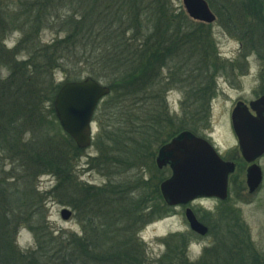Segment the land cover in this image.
<instances>
[{"label":"trees","instance_id":"16d2710c","mask_svg":"<svg viewBox=\"0 0 264 264\" xmlns=\"http://www.w3.org/2000/svg\"><path fill=\"white\" fill-rule=\"evenodd\" d=\"M178 22L185 27L178 26ZM194 27L198 30L193 31ZM46 28L55 29L56 37L39 48L34 41L39 31ZM201 28H205L204 24L191 21L183 12L175 14L166 0H0V32L16 30L22 35L13 50L0 45V60L4 59L9 69L7 79L0 80V154L7 153L20 169V173L16 172V167L5 172L0 167V264H151L144 257L136 234L170 209L160 195L159 181L151 185L149 195H139L130 208L124 210L120 207L122 203L112 197L117 194L109 189L113 186L94 188L77 183L73 161L82 150L57 122L52 121L56 123L52 138L43 136L37 143L35 136L28 140L21 138L24 117L19 115L25 110V118L30 123L38 122V127L42 128L39 111L45 101L50 102L49 112L54 115L52 100L61 83L47 87V81L43 82L53 70L64 73L63 82L91 76L106 81L110 87V94L98 109L114 100L130 102L136 116V119L132 116L133 129L145 135L149 145L151 139L173 121L163 99V92L170 83L162 75L165 60L174 53L175 45L187 47L179 50L185 53L186 59L196 56L199 50L192 52L188 47L195 43L193 37L207 38ZM198 42L209 43L208 40ZM22 50L28 51V57L19 60ZM201 91L209 95L215 88L208 84ZM122 95L136 98L129 100L121 98ZM31 107L33 111L28 110ZM34 111L37 113L33 114ZM126 111L120 113L125 122ZM201 113L200 119L205 117V111ZM94 120L99 132L93 143L100 145L98 138L105 129L96 115ZM106 141L112 142L111 147L121 145L120 139L111 136H107ZM147 149L138 157L124 147L123 159L128 165L132 164L136 159L146 158ZM97 150L103 152L99 147ZM46 173L55 176L56 187L63 191L60 198L82 214L80 236L65 230H50L44 220L33 223L17 206L36 176ZM149 180L138 176L136 181L149 184ZM19 181H25L21 197L12 188ZM69 184L70 188H76L77 184L82 187L79 188L83 195L81 200L72 197ZM87 197L95 198L91 203ZM22 226L34 236V246L29 250H21L15 243V234ZM177 235L181 239L182 236ZM169 244L167 242L166 254L175 255L171 264H184V246L175 254ZM249 246L247 243V255L251 257L247 264H258L260 258ZM164 258L165 255L162 260ZM162 260L156 264H161Z\"/></svg>","mask_w":264,"mask_h":264},{"label":"rangeland","instance_id":"374dc122","mask_svg":"<svg viewBox=\"0 0 264 264\" xmlns=\"http://www.w3.org/2000/svg\"><path fill=\"white\" fill-rule=\"evenodd\" d=\"M208 1L216 19L210 24H204L205 28L200 30L206 34L207 38H203L201 35L197 38L193 37L192 40L196 41L188 49L192 52L199 50L198 54L186 59L185 53H181L179 50L187 47L175 45L176 50L165 60L166 66L162 69V75L170 80L163 92V99L165 109L173 120L172 123L161 134L153 137L147 145V137L144 139L145 135L133 129L132 116L135 119L136 116L133 115L131 103L126 100H119L120 102L114 100L110 104L101 106L100 109L98 106L93 115V120L96 115L105 129L98 138L100 145L94 144L99 132L97 121L94 120L90 145L81 149V153L74 158L73 174L77 183L94 188L113 186L109 189L117 194L112 197L122 203L120 207L124 210L129 209L131 202L136 200L139 195H149L152 189L151 185L156 181L160 183V180L170 175L169 168L156 166L155 157L158 149L171 136L187 130L194 131L197 135H204L206 138L209 137L206 135H210L211 141L219 148L224 157L233 156V152L236 154L238 151L234 145L236 138L233 136L231 126V111L237 101L247 104L250 100L264 94V0ZM166 2L175 14L183 12L187 16L182 0H166ZM177 25L185 27L180 22ZM195 27L194 30H189L197 31L198 29ZM1 36L3 38L0 45L7 50H13L22 35L19 31L9 30L6 33L5 31L4 33L0 32ZM55 37L56 30L46 28L39 31L34 42L40 48V45L52 41ZM198 39L208 40L209 43L201 44ZM199 43L200 46H197ZM177 50L179 53H176ZM18 56L19 60L26 58L28 51L22 50ZM4 62V59L0 60L1 81L6 80L9 74V69ZM64 78V73L53 70L46 79L43 78V82L46 80L45 83L49 87L52 83H62ZM100 82L107 84L104 80H100ZM208 84L211 88H215L213 94L208 95V93L200 92L202 87H206ZM135 95L126 97L122 95L121 98L133 100L136 98ZM150 96L152 97L153 94ZM105 98L102 102L106 100ZM18 102L20 101L18 100ZM50 105V102L45 101L42 104L43 107L40 106L42 128L38 127V122L33 120L30 123L25 118L27 115L25 110L19 115V117H24V128L23 131H20L21 138L28 140L35 136L37 143L41 138L43 139V136L52 138L56 126V123L52 121L57 122V120L49 112ZM33 109L34 107H31L28 110L33 111ZM117 109H120L119 113ZM125 109L129 112L127 113ZM124 111H126L124 113L127 117L126 122L124 116L120 115ZM204 111L205 117L200 119L201 112ZM36 113L34 111L33 114ZM192 125L194 126L191 127ZM110 131L111 134H109ZM170 134L173 135L169 136ZM107 136H111L112 139H120L121 145L111 147L112 142L107 143ZM126 136L132 139L128 140ZM96 146L103 152H98ZM124 147L138 157L144 149L148 148L146 150L148 154L146 158L136 159L134 160L135 164L128 165V162L123 159L122 149ZM236 157L239 166L230 177L227 199L219 204L218 200L214 198L197 199L190 205L196 216L208 226L207 234L201 236L189 229L184 217V206L169 207L170 209L165 215L153 219L136 234L141 240L144 257L147 261L156 264L165 255L161 264H171L175 255L173 253L166 254L167 242H169L175 254L182 249L181 246H184V264H247L251 259L247 255L248 243L250 250L260 258L258 264H264V181L261 189L253 195H248L247 186L244 183L245 171L243 167L245 164L238 154ZM16 164V161L7 153L1 152V171L2 169L5 172L10 171L16 167V172L20 173ZM257 164L262 168L264 175V156L257 161ZM138 176L149 178L151 182L150 180L149 184L137 182ZM23 182L25 181L16 182L12 187L18 191L17 194L20 197L24 195L25 183ZM78 184L76 188H70L69 184V191L72 193V197L81 200L82 193L79 188L82 189V187ZM56 185L57 180L51 173L36 176L30 188H27L28 192L20 199L17 206L21 209V213L27 214L33 223H41L44 220L50 230H65L80 236L82 214H79L73 206L68 205L60 198L63 191ZM100 194L104 195V193ZM94 198L87 197L91 203ZM123 198H127V200L124 201ZM65 207L71 210V216L67 220H63L60 216L61 210ZM29 212L32 213L28 214ZM229 214L234 220L238 219L245 229L246 236L244 238L240 236L241 234L231 232L232 227L229 225L235 221ZM171 234L175 235L170 238ZM177 234L182 236L181 239L177 238ZM168 238L169 240H167ZM15 243L21 250L31 249L35 243L33 233L25 226L20 227L15 234Z\"/></svg>","mask_w":264,"mask_h":264},{"label":"water","instance_id":"95a60500","mask_svg":"<svg viewBox=\"0 0 264 264\" xmlns=\"http://www.w3.org/2000/svg\"><path fill=\"white\" fill-rule=\"evenodd\" d=\"M186 14L193 20L212 23L215 15L206 0H182ZM110 93L106 84L92 77L61 84L53 99V110L62 130L72 138L76 146L85 149L92 140V117L99 101ZM247 105L239 101L231 113L234 133L243 158L253 161L264 153V95ZM156 165H170L171 174L159 184V190L169 206L187 204L199 197H227V177L234 170L232 162L224 161L214 147L204 138L183 131L162 145L156 156ZM261 182V169L252 164L246 175V183L253 191ZM63 220L71 216V210L63 208ZM185 217L192 231L207 233V227L197 220L190 208Z\"/></svg>","mask_w":264,"mask_h":264},{"label":"flooded vegetation","instance_id":"af4514ba","mask_svg":"<svg viewBox=\"0 0 264 264\" xmlns=\"http://www.w3.org/2000/svg\"><path fill=\"white\" fill-rule=\"evenodd\" d=\"M248 103H249V102H248ZM248 103H247V104H248ZM250 112H252V111H250ZM199 136H204V135H199ZM206 136H209V137H207V139H208L209 141H211V136H210V135H206ZM233 136H235V138H236V135L234 134V132H233ZM211 142L213 143V141H211ZM237 142H238V140H237V138H236V139H235V142H234V145H235L236 148H237L236 150L238 151L236 154H238L239 158H241V159L243 160L244 164H245V166H244L243 168H244V171H245V182H244V183H245V186H247V194H248V195H253L255 192H257L259 189L262 188L263 181H264L263 170H262V168L260 167V169H261V182L259 183V185L257 186V188H255L253 191H250V189H249V187H248V185H247V183H246V175H247V172H248L249 167H250L253 163L257 164V161H258L259 159H261V158L264 156V154H262L261 156L257 157L253 162L245 161V160L242 158V156H241V154H240V152H239V149H238V146H237ZM213 144H214V143H213ZM216 150H217L218 152H220V150H218V147L216 148ZM236 154L233 152V156H230L229 158H226V157H224L223 154L220 153V155H221V157L223 158V160L234 163V170H233L231 173H229V175H228V192H229V181H230V177H231V175L236 171L237 167L239 166L238 161H237ZM257 165H258V164H257ZM200 199H205V198H200ZM206 199H207V198H206ZM216 200H218V199H216ZM193 202H194V201H193ZM193 202H191V204H192ZM221 202H223V201L218 200V204L221 203ZM229 215H230V217L232 218V220H234L233 217L231 216V214H229ZM197 218H198V216H197ZM198 219H199V218H198ZM199 220H200V219H199ZM200 221H201V220H200ZM234 221H235V222H234L232 225H229V227H232L231 232L233 231V233L241 234L240 236H241L242 238H244V237L246 236L245 229L243 228V226L241 225V223L239 222L238 219H237V220H234ZM201 222H202V221H201ZM206 226H207V225H206ZM207 227H208V226H207ZM243 235H244V236H243Z\"/></svg>","mask_w":264,"mask_h":264}]
</instances>
